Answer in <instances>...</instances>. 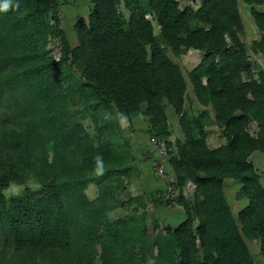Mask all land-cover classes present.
<instances>
[{"label": "trees", "instance_id": "obj_1", "mask_svg": "<svg viewBox=\"0 0 264 264\" xmlns=\"http://www.w3.org/2000/svg\"><path fill=\"white\" fill-rule=\"evenodd\" d=\"M91 1L76 45L60 0L0 10V264H260L248 240L264 257V184L250 159L264 153V69L242 38L239 0ZM244 1L262 32L251 49L264 54V0ZM192 49L203 55L186 75L175 58ZM190 86L204 109L188 110ZM139 116L166 143L185 212L177 226L149 223L147 206L123 197L137 154L122 121ZM210 126L224 144L210 145ZM227 179L248 200L238 217Z\"/></svg>", "mask_w": 264, "mask_h": 264}, {"label": "rangeland", "instance_id": "obj_2", "mask_svg": "<svg viewBox=\"0 0 264 264\" xmlns=\"http://www.w3.org/2000/svg\"><path fill=\"white\" fill-rule=\"evenodd\" d=\"M189 1H194L193 4L198 5L201 0H181V5L185 6L189 3ZM60 14L62 18V26L65 29L71 43L73 45L78 44V36L75 29V25L81 20L85 19L88 20L89 13L93 8V3L91 0H60ZM239 7L241 14L243 16V20L245 23V32L242 35L243 40L245 41L250 58L253 62L259 64L264 69V54L261 53H254L251 49L252 42L256 39H259L262 36V32L258 29L254 17L252 15L251 9L252 5L247 4L244 0H239ZM258 8L264 10V4L258 5ZM156 32H160V28L156 25ZM58 40L54 39L52 43V52L59 57L60 56V47L58 46ZM202 51H198L195 49L190 50L187 54H185L182 58H175L178 61L184 71L185 74L188 73L198 64V62L202 58ZM255 73L257 70L255 69ZM191 88V86H190ZM190 98L187 103V108L190 111H197L200 106L198 101H196L192 96H194L193 90L189 89ZM205 108V107H204ZM202 108V109H204ZM170 115V123L172 126L173 134L170 137L172 141H176L178 138H183V132L180 128L179 117L169 109ZM123 130L126 135L130 133H134L136 125L133 123L131 126L128 121H122ZM125 124V125H124ZM145 123H140L138 126V132L140 136L145 137L147 134V129L145 128ZM216 127L215 133L216 136H220L218 132H221L217 126H210ZM208 127L207 130L210 128ZM258 131V124L256 122L252 123L250 126V132L252 134H256ZM209 134V133H208ZM222 136V135H221ZM213 137V136H212ZM216 138L211 139V145H217ZM159 158L164 160L167 165L168 161V149L166 146V152L159 155ZM251 161L255 164L257 170L262 175V183L264 184V153L256 151L251 156ZM136 161V160H135ZM133 161L130 165L126 164V168L128 169V175L130 176V188L129 191L126 192L123 197L125 199L133 200L136 202L135 206H137L140 212L144 211V206H147L149 223L153 222V220L157 219L161 226L165 225H173L177 226L185 217V212L183 207L179 204V191L177 190V197L175 200L171 201H161L158 199V195L163 190V184L160 180L159 182L155 179V174L152 172L150 167L145 163L142 162V166H137V164ZM153 167V166H152ZM168 168V167H167ZM155 171V169L153 168ZM156 173V171H155ZM157 174V173H156ZM158 175V174H157ZM163 179V178H162ZM174 180L175 176H174ZM166 183V182H165ZM240 182L234 179H227L225 182V188L228 195L229 202L232 206L234 214L238 217L239 212L243 209L247 203V199H238L237 192L240 188ZM21 190V187L18 185H13L8 190L9 194H17ZM89 196L95 197L97 195L96 187H92L89 190ZM195 193V186L192 183H189L185 190V195L189 198L193 197ZM162 202L161 204L157 205L156 202ZM134 206V207H135ZM116 217V213L114 214ZM248 245L250 247L251 252L257 258L260 264H264V257L261 253L260 242L257 239L248 240Z\"/></svg>", "mask_w": 264, "mask_h": 264}, {"label": "crops", "instance_id": "obj_3", "mask_svg": "<svg viewBox=\"0 0 264 264\" xmlns=\"http://www.w3.org/2000/svg\"><path fill=\"white\" fill-rule=\"evenodd\" d=\"M199 51V50H198ZM201 61V60H200ZM200 61L198 62V64L200 63ZM197 64V65H198ZM196 65V66H197ZM195 66V67H196ZM190 90H192V86L191 88H189ZM195 99V98H194ZM192 100H193V97H192ZM204 108V106H200L199 109H202ZM211 115L214 116V112L212 111V109L208 108ZM140 123H145V128L147 129L148 126H149V120L147 117H144V116H139L137 117L135 120H134V124L136 125V129L135 131L138 130V126H140ZM125 125V124H124ZM131 126V125H130ZM132 128V126H131ZM181 128V127H180ZM133 130V128H132ZM215 130H216V127H210L207 131L209 133V143L211 145V139L212 138H216L217 139V142H219L217 145H211L212 147H218L222 144L225 143V139L221 136V132H218V134H220V136H216V133H215ZM133 131L134 133H130L129 137L132 138L133 140V144H134V147H135V150H136V154H137V157H136V161L135 163L137 164V166H142V162H145L149 167L150 169L152 170V172L155 174V179L156 181H162V184H163V189L166 187V183H165V180L162 179V177L158 176L155 171L153 170V167H152V160L150 158H147L146 157V154L151 151V144H150V136L149 134L146 132V136L145 137H142L140 136V134L138 132H135ZM217 131V130H216ZM126 135V134H125ZM213 136V137H212Z\"/></svg>", "mask_w": 264, "mask_h": 264}, {"label": "built area", "instance_id": "obj_4", "mask_svg": "<svg viewBox=\"0 0 264 264\" xmlns=\"http://www.w3.org/2000/svg\"><path fill=\"white\" fill-rule=\"evenodd\" d=\"M194 1H189L188 4H193ZM151 151L146 154L147 158L152 160V166L155 169L158 176L162 177L166 182V187L157 196L159 200L171 201L175 200L178 193L174 185V176L168 172L166 163L159 158V155L166 152V143L161 139H151Z\"/></svg>", "mask_w": 264, "mask_h": 264}, {"label": "clouds", "instance_id": "obj_5", "mask_svg": "<svg viewBox=\"0 0 264 264\" xmlns=\"http://www.w3.org/2000/svg\"><path fill=\"white\" fill-rule=\"evenodd\" d=\"M19 5H17L18 7ZM10 7V3L8 2V0H5V3L3 5H0V10H3V11H7Z\"/></svg>", "mask_w": 264, "mask_h": 264}]
</instances>
